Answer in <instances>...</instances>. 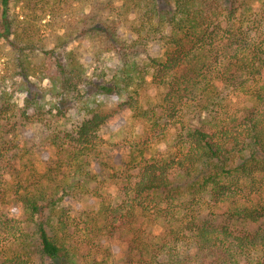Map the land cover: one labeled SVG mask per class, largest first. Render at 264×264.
I'll return each mask as SVG.
<instances>
[{
    "label": "trees",
    "instance_id": "16d2710c",
    "mask_svg": "<svg viewBox=\"0 0 264 264\" xmlns=\"http://www.w3.org/2000/svg\"><path fill=\"white\" fill-rule=\"evenodd\" d=\"M74 2L0 0V62L14 65L21 78L15 91L24 94L21 105L11 102L0 67V125L52 110L76 123L63 136L43 138L38 150L25 147L12 166L17 183L0 188V202L21 219L10 245L17 259L115 264L98 257L95 239L86 251L74 242L65 207L123 166L130 200L112 205L99 196L86 218L97 238L125 241L120 264H264L262 245L244 235L264 220L258 186L264 180V12L257 8L264 0H77L76 13ZM124 10L139 14L128 33ZM45 17L65 37L90 40L98 59L117 55L111 78L96 82L73 51L61 56L40 46L31 26ZM150 78L164 90L167 117L152 127L165 120L175 128L172 157L107 156L110 129L101 98L123 100L135 117H145L138 96ZM225 89L253 97L256 107L232 112ZM38 156L43 170L33 161ZM19 163L22 170L15 169ZM189 241L202 254L180 260V246Z\"/></svg>",
    "mask_w": 264,
    "mask_h": 264
},
{
    "label": "rangeland",
    "instance_id": "374dc122",
    "mask_svg": "<svg viewBox=\"0 0 264 264\" xmlns=\"http://www.w3.org/2000/svg\"><path fill=\"white\" fill-rule=\"evenodd\" d=\"M73 8L74 13L80 11L81 3L75 0ZM257 8L260 13L264 12V4L257 5ZM18 10L22 11V8L18 7ZM29 11L31 12V10ZM32 15L31 12L28 17L29 20L34 18ZM122 19L125 24L123 32L128 33L129 27L138 24L139 14L135 10H124ZM49 21L50 17H45L43 20L38 21L35 26H31L34 29L32 31L33 36L42 41V43L41 41L39 43L40 46L43 45L47 49L56 48V53L61 56L65 54V50L73 51L96 82L111 78L120 64L117 55L106 54L98 59L95 46L90 40L67 38L62 30L59 31L56 26H51ZM0 67L5 68L6 71L4 83L12 94L11 102L21 105L24 94L15 91L19 87L21 78L14 73V65L10 63L8 67H3L0 62ZM0 75H2V72ZM218 85L220 89H224L220 83ZM42 86H47V82H44ZM226 94V104L236 114H240L244 109H253L257 105L256 100L247 94L235 93L225 89L224 95ZM101 99L105 104L100 113L106 117L105 122L110 129V134L105 136L103 148L107 156L120 160L133 153L135 156L138 155V159L145 157L149 161H163L172 157L176 145L175 128L165 124V120L159 122L160 126L152 127L154 120L166 117L165 93L154 80L150 78L138 96L141 110L146 113L145 117H135L128 106L120 104L123 100L117 102L114 101L113 97H103ZM11 105L13 107V104ZM73 121L74 119L70 120L68 116L63 118L56 110H52L51 115L38 116L31 112L29 118L18 117L17 119L11 118L1 122L0 161L2 163L0 162V188H10L17 183L18 174L12 171V166L25 154V147H33V151L38 150L45 143L43 138L61 133V136H63V132L69 131L72 124L76 125ZM141 153H143V156L140 155ZM33 161L41 170L46 166L45 159L41 156L33 158ZM23 168V163H19L15 167V169L21 170ZM96 168L97 166H95V170ZM123 170V166H118V170L114 172L112 177H109V172H107L106 180L98 178V182L90 184V194H86L79 200H70L65 207L68 224L74 232V242L86 251L88 243L91 242V239H95L96 243H100L98 257L108 259L109 262L115 264H120L125 258L127 244L119 238H97L92 229L88 228L86 218L88 214L93 216V212L95 213L100 201L99 196H102L106 203L112 205L130 200V195L127 193L130 192L131 185L122 176L125 173L122 172ZM258 186H261L263 190L264 180L259 181ZM20 220L18 214L9 212V207L0 202V264H34L33 262L25 263V260L17 259L10 246L20 226ZM244 235L248 236L250 241L254 240L264 248V220L251 226ZM201 254L202 250L194 241H189L180 246V260H194Z\"/></svg>",
    "mask_w": 264,
    "mask_h": 264
}]
</instances>
